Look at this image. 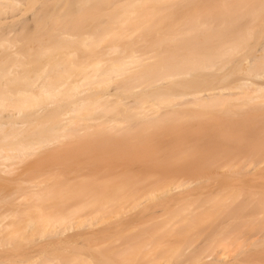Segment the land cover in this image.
I'll return each instance as SVG.
<instances>
[{
	"label": "bare ground",
	"instance_id": "1",
	"mask_svg": "<svg viewBox=\"0 0 264 264\" xmlns=\"http://www.w3.org/2000/svg\"><path fill=\"white\" fill-rule=\"evenodd\" d=\"M263 132L264 0H0V175L98 162L14 188L0 247L47 242L0 264H264V191L219 174Z\"/></svg>",
	"mask_w": 264,
	"mask_h": 264
},
{
	"label": "rangeland",
	"instance_id": "2",
	"mask_svg": "<svg viewBox=\"0 0 264 264\" xmlns=\"http://www.w3.org/2000/svg\"><path fill=\"white\" fill-rule=\"evenodd\" d=\"M31 13H32L31 10L30 11H26L25 12V17L23 16L19 20L22 21V20H24V18L26 20V18L28 19L29 16L32 17ZM31 46L33 47L34 45H31ZM263 134H264V132H263ZM63 147L64 146L58 147L59 149L62 148V149H60V150H62V151H60L62 153V156L64 155V153L68 152L70 149L74 150V148H78L79 146H74V147L71 146L70 148L69 147H66V146L64 148ZM55 149H57V147ZM58 152H59V150H58ZM51 154L53 155V153H50V154H41L40 157H42V159L40 160L39 163H37L38 162V159H40L39 156H38L39 158H36L37 162H35V160L32 159V158L30 160L29 159L28 160L26 159V161L25 160L24 161H21L20 163L18 162V164H16V165L13 162L14 164L12 163V167L10 166L11 167V170H10L11 172H9V174L8 173H4V174H1L0 175V199H5L4 202L0 203V213H2L3 211H5V209L7 210L8 207H11V205H7L6 202H7V200L12 201L13 200L12 198L14 196H16V194L12 195V193L14 191V188H17V186H25L26 183H27L26 181L29 182V181L35 180V178H38V176H40L41 179H42V178L48 176L49 174H53L54 176H60L66 182L75 185V183L78 182V179H83L84 176H86V175H87L86 177L92 176V175H90L89 172H91L90 170L96 169V167H94V166H96V164H98V162L96 163V161H92L93 158H91V156H90V159H88V158L87 159L88 160H91V162L88 161L89 165L87 164V166H86L88 168L85 167V169H84V167H81L86 162V161H83L84 159H82V161H83L82 165L80 163L81 161H79V164L77 163L78 162V159L81 160L82 157L78 158V157L74 156V159L73 158H70L69 159L68 157L70 155H68V154H67L68 157L65 155L66 158L65 157L63 158V157H60V156H58V157L51 156ZM52 157H55V158H52ZM75 157L78 158V159H76ZM56 158H59V160L56 159ZM83 158H85V157H83ZM16 163H17V161H16ZM66 165L67 166L69 165L68 168L67 167L65 168ZM100 165H102V164H100ZM100 165H99V168H100ZM73 166L75 168L76 167L78 168V169H76V170H78V174H75V172H73L71 170V169H74V171H75V168H73ZM92 166L94 167L93 169L91 168ZM97 167H98V165H97ZM260 167H261L260 169L255 170V171H253L254 169L252 167H251V170H250V166L249 167H243V170H241L240 172H238V174L228 172L227 170L226 171L225 170H223V171L221 170V171H219L220 172L219 174L221 176H225V177L226 176H230V175H238L241 178V181L243 183H245L246 185H248V184L249 185H252V186L253 185L254 186L257 185L258 186L257 191H264V164H261ZM102 169L103 168H101L100 170L102 171ZM97 170H98V168H97ZM84 172L86 173V175L84 174ZM103 173H104V169H103ZM103 173H100V174H103ZM105 173H107V175L109 174V171L107 172V168H106V172ZM100 174H99V177H97L98 175H97V173L94 170V176L97 175L96 178H101L102 176ZM63 175H65L66 177H64ZM104 176H105V174H104ZM78 199H79V201L77 200L78 202H77V204L75 203L76 205L73 204L74 206H80L82 200L80 198H78ZM74 202H75V200H74ZM69 204H71V203H69ZM66 206H68V205L66 204L65 207ZM69 206H71V208H73L72 205H69ZM148 207H149L148 208V211L151 212L154 215L156 214V212L159 213L161 211V207H159L157 205L149 204ZM3 213L5 214L6 211L3 212ZM127 213H128V211L125 214L123 213L124 216L122 215V217L120 218V219H122V222L121 223H124V222L128 221V217L127 216L132 215L133 213H135V211L134 212H129L128 214ZM156 215H158V214H156ZM125 218H126V220H125ZM7 220L8 219H5V221H7ZM5 221H3V222H5ZM8 222H9V220L7 221V223ZM94 227H99V225L96 224V225H94ZM89 228L85 227V228H81V230L80 229L73 230L74 229L73 228L70 231H66V233H64V236H62L61 239L65 238V237H68V236H70V235H72L74 233L80 232V231H91L90 230L91 228L90 229ZM95 230H96V228H95ZM100 236H102V235H100ZM103 237H100L102 239H99V237H98L97 238L98 240H96L95 242L96 243H103V244H105L106 242H108V239H106V236H103ZM58 239H60V238L58 237ZM86 239H94V238H86ZM50 240L51 241H56L57 238L56 239L55 238L54 239H50ZM79 241L75 243V246H77L78 248H81V247H83V243L84 242H82L81 240H79ZM44 242H47V239H42L41 241H39L37 243V245L40 247L39 244L44 243ZM37 245H31L30 244V245L23 246V248H22L23 251L22 252H21V248L18 249L19 251L17 250L18 252H14L13 248H12L13 251L11 250V246H10V249L8 247L3 246V247H0V256H3V257H5L7 255H10L11 256L14 253L12 256H15L16 255V258L15 257L14 258L17 259V258H20L21 257L20 256V252H21V255L23 256L26 252L36 250L37 249ZM32 254L35 255L36 253L34 252ZM87 254L90 255L89 252H87Z\"/></svg>",
	"mask_w": 264,
	"mask_h": 264
}]
</instances>
